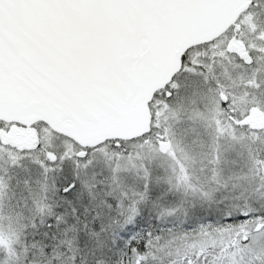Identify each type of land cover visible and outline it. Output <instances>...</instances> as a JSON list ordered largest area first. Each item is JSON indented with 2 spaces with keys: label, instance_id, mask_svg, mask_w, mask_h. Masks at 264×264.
<instances>
[{
  "label": "snow or ice",
  "instance_id": "obj_1",
  "mask_svg": "<svg viewBox=\"0 0 264 264\" xmlns=\"http://www.w3.org/2000/svg\"><path fill=\"white\" fill-rule=\"evenodd\" d=\"M0 264H264V0H0Z\"/></svg>",
  "mask_w": 264,
  "mask_h": 264
}]
</instances>
